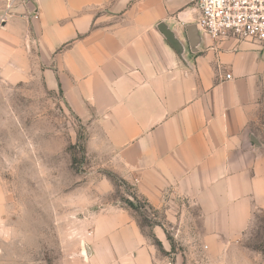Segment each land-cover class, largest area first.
Segmentation results:
<instances>
[{"label":"crops","instance_id":"1","mask_svg":"<svg viewBox=\"0 0 264 264\" xmlns=\"http://www.w3.org/2000/svg\"><path fill=\"white\" fill-rule=\"evenodd\" d=\"M199 16L193 0L15 1L0 29V76L59 94L87 127L90 159H104L169 221L177 203L197 208L204 247L222 256L264 212V145L252 123L264 50L210 38ZM110 181L96 186L100 195ZM3 205L0 184V217ZM85 206L90 259L160 264L131 209L91 198ZM164 228L154 234L167 248Z\"/></svg>","mask_w":264,"mask_h":264},{"label":"rangeland","instance_id":"2","mask_svg":"<svg viewBox=\"0 0 264 264\" xmlns=\"http://www.w3.org/2000/svg\"><path fill=\"white\" fill-rule=\"evenodd\" d=\"M15 1L22 0H0V29L14 19ZM252 123L264 145V87ZM87 138V127L59 94L44 92L33 80L14 86L0 76V264H98L86 255L83 237L89 198L126 208L131 201L139 207L131 212L155 246L160 264H264V212L254 216L235 243L237 249L211 254L201 238L197 208L177 203L169 221L166 210L136 202L130 184L117 176L111 180L114 175L104 159L88 157ZM104 180L114 184L109 195L96 189ZM80 201L84 207L75 206ZM158 226L168 232L167 248L154 234Z\"/></svg>","mask_w":264,"mask_h":264},{"label":"built area","instance_id":"3","mask_svg":"<svg viewBox=\"0 0 264 264\" xmlns=\"http://www.w3.org/2000/svg\"><path fill=\"white\" fill-rule=\"evenodd\" d=\"M193 1L200 14L197 25L205 35L251 43L264 50V0Z\"/></svg>","mask_w":264,"mask_h":264},{"label":"trees","instance_id":"4","mask_svg":"<svg viewBox=\"0 0 264 264\" xmlns=\"http://www.w3.org/2000/svg\"><path fill=\"white\" fill-rule=\"evenodd\" d=\"M110 178H111V180L113 181V178H114V180H115V178H117V177H116V176H113V177L110 176ZM113 182H114V181H113ZM134 199L136 200V202L139 201V198H138L137 196H135ZM125 203H126V205L128 206V208L132 209L133 211L138 212L139 207L135 206L133 202H131V201H127V202H125ZM145 204H147V203L145 202ZM147 205H148V204H147ZM148 206H149V205H148ZM149 207H150V206H149Z\"/></svg>","mask_w":264,"mask_h":264},{"label":"water","instance_id":"5","mask_svg":"<svg viewBox=\"0 0 264 264\" xmlns=\"http://www.w3.org/2000/svg\"><path fill=\"white\" fill-rule=\"evenodd\" d=\"M164 33H165V36L167 37V39L170 41V43H171L173 46H177V41L175 40L174 36L171 35L170 33H166L165 31H164ZM86 250H87V252H88L87 254H90V249H89L88 246L86 247Z\"/></svg>","mask_w":264,"mask_h":264},{"label":"bare ground","instance_id":"6","mask_svg":"<svg viewBox=\"0 0 264 264\" xmlns=\"http://www.w3.org/2000/svg\"><path fill=\"white\" fill-rule=\"evenodd\" d=\"M85 250H86V248H85ZM86 255H87V250H86Z\"/></svg>","mask_w":264,"mask_h":264}]
</instances>
